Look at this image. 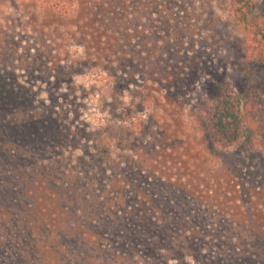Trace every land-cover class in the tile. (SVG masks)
<instances>
[{
    "label": "rangeland",
    "instance_id": "1",
    "mask_svg": "<svg viewBox=\"0 0 264 264\" xmlns=\"http://www.w3.org/2000/svg\"><path fill=\"white\" fill-rule=\"evenodd\" d=\"M160 1L183 16L187 11L190 15L184 17L185 22L193 19L191 28L206 36L201 40L206 61L189 71L185 83L192 84L184 88L186 102L157 101L160 97L153 89L145 93L155 95L156 101L147 98L143 102L138 97L139 86L128 88L120 78L114 81L112 74L118 76L120 66L112 58L106 64L108 72L94 65L103 63L99 57L80 62L83 48L74 44V26L53 32L60 58L45 63L36 52L42 33L26 27L28 23H22L17 11L19 4L34 11L39 2L0 0V25L9 29L8 37L2 39L8 53L1 56L0 68L14 83L13 97L19 96L15 102L11 89H2L13 106L0 105V264H194L196 259L190 255H178L182 238L177 229L165 232L177 237L172 250H161L173 255L171 258L146 263L152 258L141 257L142 247L137 244L132 249L139 258L131 256L130 247L121 245L120 219H115V214L124 211L103 210L100 202L113 203L123 189L129 199L144 190L154 198L155 213L169 215L163 196L170 187L157 177L167 175L173 160L187 163L185 179L189 183L182 187L201 198L207 194L199 189L212 179L218 185L235 175L232 182H244L245 187L264 185V146L251 142L253 134L248 128L239 142L222 148L200 143L195 125L210 117L217 86L228 91V96L239 95L242 112L243 97L259 98L264 58L250 52L231 0ZM255 2L251 14H264V0ZM74 6L69 1L68 8L60 12L68 15ZM143 15L145 24L152 25L158 17L152 9L144 10ZM171 17H178L177 12ZM50 74V81L45 80ZM172 93L175 98L185 97L175 87ZM177 105L181 108L174 109ZM154 140L161 149L141 154ZM138 166L145 168L142 176ZM124 178L130 181L126 188ZM226 191L229 196L230 189ZM223 193L215 196L230 208L233 201L226 200ZM137 197L141 206L143 197ZM178 199L180 193H175L174 213L183 211L176 204ZM253 237L250 252L259 257L264 236H260L261 244H257L256 234ZM210 243L217 240L211 238ZM51 246L59 248L58 255Z\"/></svg>",
    "mask_w": 264,
    "mask_h": 264
},
{
    "label": "trees",
    "instance_id": "2",
    "mask_svg": "<svg viewBox=\"0 0 264 264\" xmlns=\"http://www.w3.org/2000/svg\"><path fill=\"white\" fill-rule=\"evenodd\" d=\"M30 1H38L39 8L27 11L19 4L18 18L22 23H28L26 27L42 33L43 41L36 48V52L45 63L60 58L53 32L65 25L74 26L72 31L74 44L83 48L80 62L99 57L103 63L94 65L108 72L106 64L112 58V61L120 66L119 75L112 74L114 81L120 78V82L125 83L128 88L139 86L141 91L138 97L143 102H146L147 98L152 102L156 101L155 95L145 93L147 89L155 90L160 97L157 101L164 103L188 101L187 89L184 88L190 86L192 81L187 83L185 81L191 69L205 63L207 53L201 44V40L205 41L206 36L202 31L191 28L190 22L193 19L185 22L184 17L190 15L187 11L182 12L183 16L175 11L174 7L160 0ZM69 1L75 6L72 12L64 15L60 11L68 8ZM255 1L231 0L232 13L243 23L242 28L248 38L250 52L263 59L264 14H251L256 5ZM149 3L151 6H148ZM150 9L158 15L153 25L145 24L146 17H143L144 10ZM172 12H177L178 17H171ZM8 32V26L0 25V58L8 53L2 41L8 37ZM19 47L20 45L17 50ZM17 50L14 51V56L17 55ZM28 52H31L30 49ZM7 76V72L0 68V98H3L0 105L5 104L10 108L13 105L6 100V96L3 97L2 89L10 88L9 94L15 102L19 96L13 97L16 94L12 90L15 89L14 83H10ZM51 76L48 75L45 80L50 81ZM174 87L185 97L175 98L172 93ZM260 89L262 92L259 98L243 97L242 112L240 101L236 98L239 95L228 96V91L217 86L216 93L212 95L215 105L210 117L195 123L199 128L196 139L206 146L228 148L239 142L248 128L253 134L251 142L264 146V84ZM179 105L184 106L183 103ZM179 105L174 109L181 108ZM169 147L166 146L167 149ZM160 149V142L154 140L141 154L157 152ZM207 151L211 152L209 149ZM175 161L173 160L165 171L167 175L161 174L157 177L165 186L170 187L168 193L164 189L163 196L170 208L169 215L162 212L164 217H161L156 214L154 198L144 190L137 191L136 196L129 199V196L126 197V190L123 189L120 199H115L113 203L100 202L103 210L110 207L113 213L117 208L124 211V214H115V219H120L121 245L130 247L131 256L137 259L139 256L132 246L136 244L137 247L141 246L140 256L148 260L152 258L145 262L156 263L159 257L166 260L173 256L161 250L164 248L172 250L171 244L176 242L177 237L174 233L168 236L165 232L177 229L182 238L179 246L182 252L178 255L181 258L190 255L196 259L194 264H264V244L260 239V236H264L260 234L264 233V185L245 187L244 182L242 184L232 182L235 175L218 185L212 179L206 188L199 189L207 194V198H201L191 190L183 189L182 184L189 183L185 179L187 163L175 164ZM137 170L140 176L145 173L143 166H138ZM196 172H200L203 177L206 176L199 169ZM122 182L125 184L123 188H126L130 181L124 178ZM226 188L230 189L229 196ZM220 191H225L223 195L226 200L233 201L230 208L224 207V203L216 198L215 195ZM175 193H180V199L176 204L183 207L182 212H173ZM140 194L143 197L141 206L138 205L140 200L137 197ZM253 202H256V207ZM131 207L132 209H129ZM173 222L177 223L174 227ZM254 234L259 239L257 244L262 243V249L258 251L259 257L250 252V242L255 243ZM211 238H215L217 243L211 244ZM166 240L170 241L167 245L164 243ZM128 247L125 248L129 249ZM51 250L59 254V248L51 246ZM187 264L190 262L187 261Z\"/></svg>",
    "mask_w": 264,
    "mask_h": 264
}]
</instances>
